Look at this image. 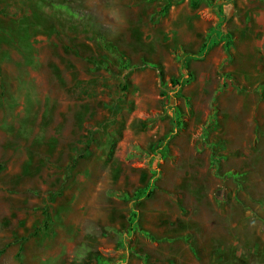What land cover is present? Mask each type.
I'll use <instances>...</instances> for the list:
<instances>
[{
	"label": "rangeland",
	"instance_id": "obj_1",
	"mask_svg": "<svg viewBox=\"0 0 264 264\" xmlns=\"http://www.w3.org/2000/svg\"><path fill=\"white\" fill-rule=\"evenodd\" d=\"M193 1L0 0V264H264V80Z\"/></svg>",
	"mask_w": 264,
	"mask_h": 264
},
{
	"label": "crops",
	"instance_id": "obj_2",
	"mask_svg": "<svg viewBox=\"0 0 264 264\" xmlns=\"http://www.w3.org/2000/svg\"><path fill=\"white\" fill-rule=\"evenodd\" d=\"M194 1L198 2L201 0ZM216 1L226 15V24L229 25V29L227 30L230 34H233V31L237 32L240 38H242V40H239L240 48H238L245 52L237 53L235 62L238 65L246 67L244 71L234 70L236 71L234 75L238 79L246 81L250 80L252 76H254L253 79L256 77L257 79L264 80V0ZM216 45V43L209 44V54L217 48ZM246 50L256 51L254 53H247ZM249 66H253L252 72L248 70ZM262 98H264V94Z\"/></svg>",
	"mask_w": 264,
	"mask_h": 264
},
{
	"label": "trees",
	"instance_id": "obj_3",
	"mask_svg": "<svg viewBox=\"0 0 264 264\" xmlns=\"http://www.w3.org/2000/svg\"><path fill=\"white\" fill-rule=\"evenodd\" d=\"M210 38V37H209ZM212 39V38H211ZM207 47V44H204V49ZM203 49V50H204ZM160 76H161V78H163V76H164V73H163V71H160ZM173 81L174 82H176V83H178V81L177 80H175V79H173ZM124 88L126 89L127 87L126 86H124Z\"/></svg>",
	"mask_w": 264,
	"mask_h": 264
}]
</instances>
